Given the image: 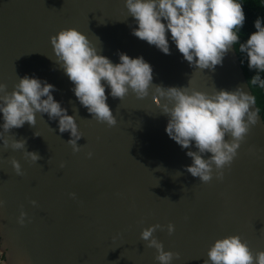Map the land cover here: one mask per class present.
I'll use <instances>...</instances> for the list:
<instances>
[{
    "label": "water",
    "instance_id": "95a60500",
    "mask_svg": "<svg viewBox=\"0 0 264 264\" xmlns=\"http://www.w3.org/2000/svg\"><path fill=\"white\" fill-rule=\"evenodd\" d=\"M68 27L83 32L114 63L121 51L142 55L152 65L153 84L208 93L239 86L251 92L234 46L214 69L190 66L173 42L170 54H164L133 35L136 24L124 0H0V82L9 92L25 74L54 84V98L75 115L83 135L74 152L67 143L69 132L61 133L47 113H37L34 126L25 122L6 133L24 139L26 150L40 158L31 161L24 149L0 144L1 260L159 264L157 250L140 236L154 224L165 226L153 232L164 250L179 253L171 264H204L212 243L227 235H239L253 254L264 250L261 114L223 169V178L214 170L212 179L202 182L185 168L192 162L188 149L165 132L167 116L155 105L152 89L145 98L131 91L123 99L108 96L117 120L112 126L92 118L79 103L50 42ZM12 158L19 161L22 175L14 171ZM21 211L26 213L23 225L17 220Z\"/></svg>",
    "mask_w": 264,
    "mask_h": 264
},
{
    "label": "clouds",
    "instance_id": "9594fccd",
    "mask_svg": "<svg viewBox=\"0 0 264 264\" xmlns=\"http://www.w3.org/2000/svg\"><path fill=\"white\" fill-rule=\"evenodd\" d=\"M124 3L136 24L132 28L133 35L164 54H170L169 42H173L190 66L214 69L222 64L228 49L239 42V52L247 60L248 68L254 70L249 87L264 91L261 75L264 73V17L257 16L253 21L255 31L240 42L239 33L246 19L242 0H124ZM259 3L264 6V0ZM50 42L55 62L72 82L71 91L97 121L109 126L117 123L107 103L108 96L123 99L131 91L137 98H145L152 89L155 105L167 116L165 132L181 148L188 149L186 155L192 162L185 168L202 182L210 181L214 170L218 179L223 178V169L237 155L250 126L261 118L256 95L239 86L234 90L221 88L208 93L190 90L189 86L153 84L152 65L142 55L132 57L121 51L119 61L114 63L75 27L60 29L50 37ZM55 89L46 79L29 74L19 77L10 92L0 82V144L5 148L24 149V156L36 162L39 154L26 150L24 139L10 138L6 133L22 127L25 122L34 126L36 114L47 113L50 120L57 121L61 133L69 132L67 143L72 150L79 151L77 141L83 135L75 115H70L54 98ZM34 135L40 134L35 132ZM10 163L16 174H23L18 160L12 158ZM70 195L75 196V193ZM4 204L0 199V207ZM25 216L21 211L17 218L19 224L25 223ZM163 227L150 225L142 229L140 236L157 250L155 259L159 264H171L179 253L164 250L163 243L153 236L157 228ZM166 227L169 234L174 231L171 222ZM0 264L5 262L0 260ZM204 264H264V250L253 254L239 235H227L212 243Z\"/></svg>",
    "mask_w": 264,
    "mask_h": 264
},
{
    "label": "trees",
    "instance_id": "16d2710c",
    "mask_svg": "<svg viewBox=\"0 0 264 264\" xmlns=\"http://www.w3.org/2000/svg\"><path fill=\"white\" fill-rule=\"evenodd\" d=\"M242 2H243V7H244L246 19H245L244 25L241 28V31L239 33L240 37H241L240 42H243L244 40H246L248 34L255 31L253 21L257 18V16L264 17V6L260 5L259 0H242ZM238 43L239 42H237V44L234 45V49L237 53V56H238L240 62L242 61V59L244 60V62L241 63V66H242L244 75L246 77V80L248 82L250 80V78L252 77V75H254V70H250L248 68L247 60L244 59L243 54L240 53L238 50ZM261 75L264 76V73H262ZM250 89L253 92V94L256 95V97H257L256 107H258L260 109V114H261L262 119L264 121V91H262L256 87H252ZM2 258H3V256L0 257V260Z\"/></svg>",
    "mask_w": 264,
    "mask_h": 264
},
{
    "label": "snow or ice",
    "instance_id": "6c2138e0",
    "mask_svg": "<svg viewBox=\"0 0 264 264\" xmlns=\"http://www.w3.org/2000/svg\"><path fill=\"white\" fill-rule=\"evenodd\" d=\"M21 264H24V262H23V261H21Z\"/></svg>",
    "mask_w": 264,
    "mask_h": 264
}]
</instances>
